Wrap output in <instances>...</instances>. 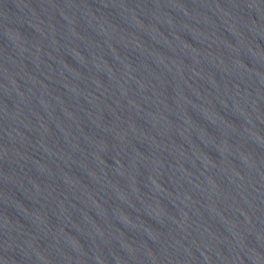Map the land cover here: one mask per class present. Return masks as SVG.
<instances>
[{"label": "water", "instance_id": "1", "mask_svg": "<svg viewBox=\"0 0 264 264\" xmlns=\"http://www.w3.org/2000/svg\"><path fill=\"white\" fill-rule=\"evenodd\" d=\"M0 264H264V0H0Z\"/></svg>", "mask_w": 264, "mask_h": 264}]
</instances>
